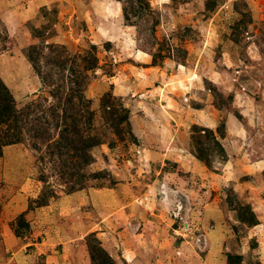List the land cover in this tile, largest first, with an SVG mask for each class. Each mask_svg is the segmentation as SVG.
Segmentation results:
<instances>
[{
  "label": "rangeland",
  "instance_id": "rangeland-1",
  "mask_svg": "<svg viewBox=\"0 0 264 264\" xmlns=\"http://www.w3.org/2000/svg\"><path fill=\"white\" fill-rule=\"evenodd\" d=\"M1 86L0 264H264V0H0Z\"/></svg>",
  "mask_w": 264,
  "mask_h": 264
},
{
  "label": "trees",
  "instance_id": "trees-1",
  "mask_svg": "<svg viewBox=\"0 0 264 264\" xmlns=\"http://www.w3.org/2000/svg\"><path fill=\"white\" fill-rule=\"evenodd\" d=\"M10 99H11V96H10V93L6 90V87L4 88V86H1L0 103L3 104L4 107L0 109V120H2L3 117H7L6 120L11 121V117H8V115H5L7 113H10L11 111L9 110L10 101H11Z\"/></svg>",
  "mask_w": 264,
  "mask_h": 264
}]
</instances>
